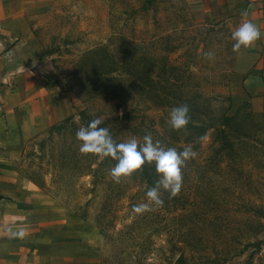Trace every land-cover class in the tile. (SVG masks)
<instances>
[{"label":"rangeland","instance_id":"rangeland-1","mask_svg":"<svg viewBox=\"0 0 264 264\" xmlns=\"http://www.w3.org/2000/svg\"><path fill=\"white\" fill-rule=\"evenodd\" d=\"M0 5L25 22L35 44L29 62L56 113L0 168L5 243L42 264H264V113L231 103L233 22L211 23L181 0ZM181 104L190 122L171 131L169 112ZM81 110L117 143L151 133L178 151L191 144L197 156L182 170L179 195L163 193V207L136 215L154 165L146 164L148 179L141 170L116 184V162L98 157L87 174L91 155L79 153L77 130L47 133L67 117L77 125ZM195 125L223 131L226 142L212 128L197 135Z\"/></svg>","mask_w":264,"mask_h":264},{"label":"crops","instance_id":"crops-1","mask_svg":"<svg viewBox=\"0 0 264 264\" xmlns=\"http://www.w3.org/2000/svg\"><path fill=\"white\" fill-rule=\"evenodd\" d=\"M181 1L211 23L233 22L236 28L247 20L259 28L261 38L235 55L230 97L234 107L246 104L253 112L264 113V0ZM245 11L246 17L242 16ZM6 13L0 5V168L14 162L26 139L54 122L56 114L49 88L29 62L34 40L20 16L6 17ZM5 180L0 177V183ZM6 244L0 238V264H42L35 252Z\"/></svg>","mask_w":264,"mask_h":264},{"label":"clouds","instance_id":"clouds-1","mask_svg":"<svg viewBox=\"0 0 264 264\" xmlns=\"http://www.w3.org/2000/svg\"><path fill=\"white\" fill-rule=\"evenodd\" d=\"M247 15V11L242 13L244 17ZM261 35L254 23L245 20L231 34L234 42L232 51L239 54L241 50L249 49ZM204 55L206 58L209 56L208 53ZM189 111L187 104L173 107L167 119L169 129L175 132L185 130L190 122ZM103 123L99 118L91 120L87 126L77 130L75 138L81 155L110 158L116 162L109 171L113 183L119 184L122 179L131 178L146 164L155 166V184L148 188L146 202L132 206V213L142 215L163 207V193H168V199L179 195L183 184L182 170L197 156L191 144L178 151L173 147H165L159 140L154 142L151 133L145 134L142 142L133 136L126 142L117 143L107 127H98Z\"/></svg>","mask_w":264,"mask_h":264},{"label":"trees","instance_id":"trees-1","mask_svg":"<svg viewBox=\"0 0 264 264\" xmlns=\"http://www.w3.org/2000/svg\"><path fill=\"white\" fill-rule=\"evenodd\" d=\"M244 105V104H243ZM93 120V118L89 119V117L87 116L86 112L84 110H81L79 111L78 113V124L75 125L71 119V117H67L65 119H63L59 124L57 125H53V126H50L47 133L48 135L52 132H55V133H58L60 132L61 130H65L66 128L68 127H72V128H75L76 130H78L81 126H87L88 123H90V121ZM98 127H105L104 125H99ZM193 129L195 130H198V132L196 133L197 135L201 134L200 132L203 131V130H207L209 128H212V130L218 135L221 137V139L223 140V142H226L225 140V137L223 136V131L221 130H218L217 128H214L213 127H206L205 125H195L192 127ZM91 159L90 161H86L88 162L85 166H84V170L87 172V174H90L92 172H94V169L92 168L93 164H94V161L98 158V156L94 157L93 155L90 156ZM101 161H103L104 163H115V161L111 160L110 158H101ZM102 163V162H101ZM146 165L143 166V168L141 169L142 171V174L143 176H145V178L148 179L147 176V173H146V170L145 169ZM31 183H33L32 181H30ZM36 187H38L37 184L33 183Z\"/></svg>","mask_w":264,"mask_h":264}]
</instances>
